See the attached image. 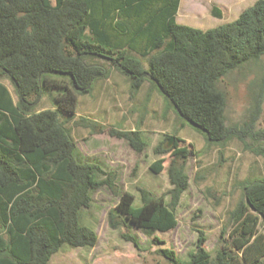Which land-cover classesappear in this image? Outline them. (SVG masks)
<instances>
[{
  "label": "trees",
  "instance_id": "1",
  "mask_svg": "<svg viewBox=\"0 0 264 264\" xmlns=\"http://www.w3.org/2000/svg\"><path fill=\"white\" fill-rule=\"evenodd\" d=\"M179 5L180 0H0V77L11 80L16 96L14 101L0 82V264H49L64 244L95 246L97 233L80 223L79 211L89 206L91 191L104 184L118 195L108 214L111 227L166 232L177 225L175 209L188 185L178 163L186 157L184 148L172 151L167 167L169 200L139 188L135 205V195L118 193L112 176L95 179L100 168L77 158L65 124L75 118L78 96L107 77L108 62L128 78L131 94L149 81L208 141L223 143L237 131L225 122L220 81L264 56V0L206 29L178 23ZM212 13L220 17L218 9ZM250 92L249 116L240 132L264 138V131H253L264 98V71ZM44 95L52 107L37 109ZM75 124L90 125L84 116ZM108 133L136 152L145 147L137 130ZM167 151L162 143L154 148L157 154ZM163 162L157 158L150 170L160 172ZM227 222L213 253L198 245L188 260L167 259L264 264V179L243 185Z\"/></svg>",
  "mask_w": 264,
  "mask_h": 264
},
{
  "label": "rangeland",
  "instance_id": "2",
  "mask_svg": "<svg viewBox=\"0 0 264 264\" xmlns=\"http://www.w3.org/2000/svg\"><path fill=\"white\" fill-rule=\"evenodd\" d=\"M254 1L180 0L176 21L203 29L214 27L234 20ZM214 9H218L220 17L213 15ZM104 65L107 77L95 80L89 93L78 96L75 118L65 124L76 143V156L100 168L96 180L112 176L117 192H132L134 204L139 205V188L169 200L167 167L172 151L184 148L186 157L178 163L184 165L188 185L175 209L177 225L166 232H147L124 224L111 227L108 214L118 195L104 184L91 191L89 206L79 211L80 223L96 231V245L64 244L51 256L49 264H173L167 256L188 260L198 245L213 253L222 228L228 226L227 214L242 195L243 185L264 179V138L240 132L251 107L250 84L264 71V56L231 71L220 81L226 95L225 122L237 130L223 143L208 141L204 132L179 117L149 81L131 94L128 78L110 63ZM0 81L16 99L11 80L1 75ZM50 107L51 98L44 95L37 109ZM82 116L89 126L75 124ZM110 128L139 131L144 149L134 151L124 139L110 136ZM253 131H264V98ZM174 142L176 147L172 146ZM159 143L168 151L155 153ZM157 158H164V162L163 169L155 173L149 166Z\"/></svg>",
  "mask_w": 264,
  "mask_h": 264
},
{
  "label": "water",
  "instance_id": "3",
  "mask_svg": "<svg viewBox=\"0 0 264 264\" xmlns=\"http://www.w3.org/2000/svg\"><path fill=\"white\" fill-rule=\"evenodd\" d=\"M172 142V138H169L168 140V144H170Z\"/></svg>",
  "mask_w": 264,
  "mask_h": 264
},
{
  "label": "crops",
  "instance_id": "4",
  "mask_svg": "<svg viewBox=\"0 0 264 264\" xmlns=\"http://www.w3.org/2000/svg\"><path fill=\"white\" fill-rule=\"evenodd\" d=\"M0 82H1V81H0ZM5 86H6V85H5ZM6 87H7V86H6ZM8 90H9V89H8ZM9 92H10V90H9ZM10 93H11V92H10ZM11 95H12V94H11ZM12 98H13V96H12ZM13 100L16 101V99H14V98H13Z\"/></svg>",
  "mask_w": 264,
  "mask_h": 264
}]
</instances>
